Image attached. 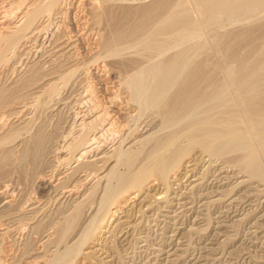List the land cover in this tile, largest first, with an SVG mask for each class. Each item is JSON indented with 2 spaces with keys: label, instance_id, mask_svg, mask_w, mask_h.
Segmentation results:
<instances>
[{
  "label": "rangeland",
  "instance_id": "374dc122",
  "mask_svg": "<svg viewBox=\"0 0 264 264\" xmlns=\"http://www.w3.org/2000/svg\"><path fill=\"white\" fill-rule=\"evenodd\" d=\"M175 1L0 0V93L2 96L0 116L3 114V120L0 119V145L4 142L0 149L2 152L8 149L11 154L9 160L0 162V212L20 202H26V211L28 210L30 216L34 215L27 221L25 232L13 227L11 230L10 227L5 235L4 232L7 230L4 228L5 225L0 226V235L4 231L0 236V264H46L53 259L50 258L55 253L53 250H62L66 243L72 244L78 241V234L80 235L78 232L83 229L79 224L68 241L64 240L67 242L62 241L59 245L53 241L49 242L51 238H55V234L52 233L51 236L50 233L53 228H42L41 232H36L34 226L38 220L54 212L60 205L69 207L73 206L75 201L85 200V205L87 203L85 207L89 208L94 201L93 196L87 197L86 193L83 194L84 187H82L83 190L80 188L74 193L59 195L60 198L55 192L50 191L40 199L33 173L35 170H32L31 163L29 164L30 158L24 152L28 154L32 150L36 128L45 126L44 128L54 131L57 138V133L61 136L69 131L75 118H79L83 113H88L87 116L93 114V102L98 104L97 110L106 109L104 111L109 113V117L114 116V122L120 119L118 124H126L128 117L126 113L129 114L135 104L132 105L129 101L130 96L124 86L126 80L124 77L133 71V67L136 68L133 63L135 60L146 63L147 51H140V44L143 41L137 42L139 43L137 45L134 43L137 41L135 38L134 41L132 38L128 41L123 40L125 43L129 41L134 43L133 48L136 45L137 53L142 52V58L146 55L144 61L135 53L132 44L131 46L129 44L131 48L128 44H121L122 41L119 42L122 46L116 43L118 48L107 46L109 50L115 48L116 51L112 52L105 49L107 47L103 41L113 33L116 26L136 24L140 19L139 10H143V5L145 8H150L159 3L169 7L168 3L173 5ZM185 1L195 11L197 6L192 5L194 0ZM147 4L151 6L147 7ZM197 11L200 12L196 9L193 12L194 17L201 16V12ZM32 12L35 13V17ZM31 17L35 21L32 19L30 23ZM256 18L254 17V20ZM257 19L256 21L264 20V16L262 19ZM24 21L25 23L28 21V25ZM209 27H202L206 31L204 29L202 31L201 28L198 30L208 34V38L204 33L200 34L203 36L200 39L209 41L212 36L210 33L213 34L214 29H217L214 25L213 28ZM238 27L241 26L236 24L235 27L234 23L233 25L228 23L220 30L227 31L226 29H238ZM124 46L127 47L125 50ZM117 50L120 52L118 53ZM203 55L205 52L200 56ZM131 59H133L132 63ZM146 113L141 118L142 124H144L143 118L145 121L150 118L145 116ZM77 123L74 129L76 132H81ZM127 127L123 132L126 133ZM133 127L138 126L134 125L132 129ZM53 128L58 130L57 133ZM105 136L102 141L104 143L106 141V144L103 147L112 150L118 136L116 134ZM58 138L56 140L60 142ZM137 146L138 143H134L132 148L136 149ZM228 155L231 156L225 155L227 159ZM225 157L221 158L222 160H210L208 155L202 154L200 149L196 148L176 173L169 174V178L161 180L154 176L153 179L146 180L141 189H131L122 194L107 207L109 212L101 223L99 217L104 211L96 215L95 223L89 228L86 243L80 252L75 254L73 251L69 256L70 260L67 258L63 261L68 263L73 260L68 264H264V183L258 179H249L233 164L226 165ZM74 163L76 164L74 161L71 164L75 165ZM95 180L90 179V182L86 183L87 187L89 188ZM95 207L94 202L93 210L90 209L93 213L96 211ZM90 210H86L87 214L85 213L86 216L82 220L85 222L81 221L82 226L87 222L85 219H89ZM5 222L12 223L6 217ZM99 223L100 226L97 227ZM9 232L11 234L7 237ZM25 240L29 242L28 253L22 251ZM17 245H20V248Z\"/></svg>",
  "mask_w": 264,
  "mask_h": 264
},
{
  "label": "bare ground",
  "instance_id": "6f19581e",
  "mask_svg": "<svg viewBox=\"0 0 264 264\" xmlns=\"http://www.w3.org/2000/svg\"><path fill=\"white\" fill-rule=\"evenodd\" d=\"M176 1L173 5L163 2L169 7L159 3L152 7L147 4V7L150 8H145L143 5V10H139L140 19L136 24L116 26L109 37L103 38L106 47L111 45L116 47V43H121V41L123 42L121 44H128L130 47L132 43L124 41L131 38L133 41L137 39L134 41L135 44L143 41L140 44V51H147V56L144 55L145 59L147 58L145 61L144 57H141L143 56L142 52V55L137 53L136 45L133 48L134 43L132 44L133 50H136L134 52L139 54V57L146 63L138 61L140 63L137 65L138 62L135 60L133 63L136 68L131 67L133 71L124 77V79L126 78L124 86L130 96L129 101L132 105L135 104L129 114L126 113L128 115L126 124H118L120 119L118 122L115 121L116 124L114 116L109 117V113L104 111L106 109L102 110L101 107L102 111L97 110L98 104L93 102L92 111L94 113L89 116H87L88 113H83L80 117L77 116L79 118H75L69 131L65 130L67 133L64 132L61 136L57 135L58 130L54 126L56 128L53 130H56V136L57 138L59 136L60 142L56 140L54 131L44 128L45 126L39 127L36 128L37 131L35 130L33 135L32 150L28 154L24 152L30 158L25 157L30 160L29 164L31 163L32 170H35L33 173H35L40 199L50 191L55 192L58 196L55 195L59 197L66 193H74L82 187H84L83 194L86 193L87 197L93 196L94 199L89 208L85 207L87 205V203L85 205V200L75 201V204L69 207H64L65 205L59 207L58 204V208L54 212L38 220L34 231L41 232L42 228H53L51 230L53 232L50 231V233L51 236H53L52 233L55 234V238L48 241H53L58 245L69 239L78 224L81 225L79 227H83L78 232L80 233L78 241L72 242V244L66 243L62 250H53L55 256H51L50 258L53 257V259L46 264H68L73 261L67 263L63 260H67V258L70 260L69 256L73 251L75 254L80 252L86 243L89 228L95 223L96 215L100 211H104L99 217L101 223L109 212L107 207L113 201L118 200L122 194L131 189H141L144 182L150 178L153 179L154 176L161 180L169 178V174L176 173L196 148H199L202 154L208 155L210 160L214 161L222 160L221 158L230 154L228 159L225 157L226 165L233 164L249 179H258L264 183V20H258L264 16V0H194L192 5L195 7L196 4L195 11L198 9L201 12L200 17H194L193 12L195 11L188 6L185 0ZM52 3L55 2L52 1ZM52 7L54 6L52 5ZM32 15L35 17V13ZM256 16L261 18L257 19ZM254 17L258 21L254 20ZM32 19L33 17L29 19L30 23ZM33 20L35 21V19ZM228 23H232V25L234 23L235 27L236 24L241 27L226 29L227 31L220 30L225 28ZM213 25L217 29H214L213 34L210 33L212 36L209 41L200 39L203 37L200 34L204 33L207 38L208 34L198 30L203 26L211 28ZM203 29L205 30V28ZM203 29L202 31H204ZM199 39L200 41H198ZM188 41L190 42L188 43ZM123 48L125 50L127 47ZM137 48L139 47L137 46ZM114 49L110 50L114 52L116 51ZM119 49L122 50V48ZM112 52L109 53L114 54ZM204 52L205 55L201 57L200 55ZM1 97L0 93V103ZM146 112L149 114L147 115ZM145 113V116L150 117V120L147 118L149 121H145L143 118L144 124H142L141 118ZM2 116H0L1 120H3ZM77 122L81 132H76L74 129ZM134 125L138 127L132 129ZM126 126L128 127L125 133L123 131ZM140 127L145 131H142ZM108 134L118 136H116L115 146L112 144L114 146L112 150H106L103 147L106 144V141L103 142V138ZM134 143H138L136 149L132 148ZM10 158L11 154L8 149L0 153V162H5ZM73 161L76 162L75 165L71 164ZM224 163L222 164L224 165ZM90 179L96 180L92 181V185L88 188L86 183ZM94 202L96 211L93 213L90 209L93 208ZM25 206L26 202H20L0 212V226L5 225L4 228L7 229L5 232L3 231L5 235L10 227L11 230L13 227L21 232L26 231L27 221L34 215L30 216L31 214L27 212L28 210L26 211ZM86 210H90L93 214L89 215V219H85L87 222L82 226L85 222L82 220L87 214ZM5 217L12 223L5 222ZM100 223L97 224V227L100 226ZM10 234L11 232L9 235L7 234V237ZM28 243L25 240L22 244L24 249H21L24 253H28ZM17 246L20 248V245Z\"/></svg>",
  "mask_w": 264,
  "mask_h": 264
}]
</instances>
